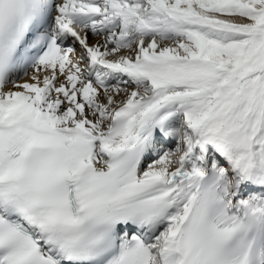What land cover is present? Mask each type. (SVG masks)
<instances>
[{
	"label": "snow or ice",
	"instance_id": "6c2138e0",
	"mask_svg": "<svg viewBox=\"0 0 264 264\" xmlns=\"http://www.w3.org/2000/svg\"><path fill=\"white\" fill-rule=\"evenodd\" d=\"M0 264H264V0H0Z\"/></svg>",
	"mask_w": 264,
	"mask_h": 264
}]
</instances>
